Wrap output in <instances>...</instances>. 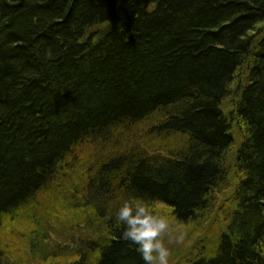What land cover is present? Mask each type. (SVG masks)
<instances>
[{"label": "trees", "instance_id": "trees-1", "mask_svg": "<svg viewBox=\"0 0 264 264\" xmlns=\"http://www.w3.org/2000/svg\"><path fill=\"white\" fill-rule=\"evenodd\" d=\"M133 197L217 209L182 264H264V0H0V264H145Z\"/></svg>", "mask_w": 264, "mask_h": 264}, {"label": "clouds", "instance_id": "clouds-1", "mask_svg": "<svg viewBox=\"0 0 264 264\" xmlns=\"http://www.w3.org/2000/svg\"><path fill=\"white\" fill-rule=\"evenodd\" d=\"M123 225L122 239L135 244L145 264H170L171 245L182 246L189 233L178 227L169 216L157 212L140 198L125 200L116 213Z\"/></svg>", "mask_w": 264, "mask_h": 264}, {"label": "rangeland", "instance_id": "rangeland-1", "mask_svg": "<svg viewBox=\"0 0 264 264\" xmlns=\"http://www.w3.org/2000/svg\"><path fill=\"white\" fill-rule=\"evenodd\" d=\"M226 112H228V103L225 102L223 104ZM227 189H230L227 188ZM224 195H229L226 192L220 194L218 196V200L216 203V207L220 205L222 202V198H224ZM55 210V206H53V209ZM59 211H56V214H59ZM205 214V213H204ZM217 214V209H214L211 211L210 214H205L206 217H208L204 221L197 222L196 224L192 225H182L178 226L181 228H184L188 231L189 236L186 241V243L182 246H176V245H171V251H172V256L170 258V264H182L184 257L192 250L198 249L200 247H205L209 246L210 248H213L215 246L216 240H217V234L219 231H221V226H223L222 222H218L217 224H213V217ZM50 220V224L46 223V228L48 230V234L45 236V243L48 245L47 249H49L50 246L55 245L57 241L64 240L62 239L65 235L66 232L65 230L60 227L61 222L58 218H48ZM216 222V221H214ZM15 229L14 231H17L16 233L13 232V228L11 227H6L4 228L6 233L4 234L6 239L10 241V243H13V247L20 253H23L26 248H29V243H28V236L26 235V230L28 228L33 227L32 224L29 221L25 220H19L16 223H14ZM20 229V230H19ZM81 228L78 227V230ZM22 231V232H21ZM206 238L203 239L204 235ZM210 235V237H209ZM30 253V248L28 250ZM32 255L38 254V252H33L31 253Z\"/></svg>", "mask_w": 264, "mask_h": 264}]
</instances>
